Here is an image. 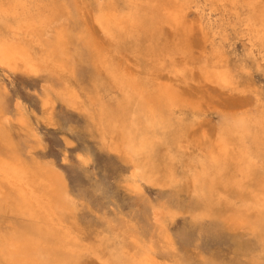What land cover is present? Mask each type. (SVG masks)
Segmentation results:
<instances>
[{
	"label": "bare ground",
	"instance_id": "6f19581e",
	"mask_svg": "<svg viewBox=\"0 0 264 264\" xmlns=\"http://www.w3.org/2000/svg\"><path fill=\"white\" fill-rule=\"evenodd\" d=\"M96 1L99 32L109 46L129 44L144 71L176 53L156 40L161 25L177 29L193 8L205 45L202 80L232 91L251 69L263 70L264 79V0ZM71 4L0 0V264H81L85 256L99 264H189L115 226L82 235L75 197L59 167L38 154L42 139L27 107L18 99L9 104L5 79L16 72L40 82L35 96L44 119L58 105L74 109L101 147L124 157L128 190L160 182L190 187L193 220L219 219L247 236L246 260L229 264H264V92L246 86L254 108L223 117L213 143L185 157L189 123L174 89L115 64L111 47L98 44ZM81 70L90 89L76 83ZM149 209L162 238L175 211Z\"/></svg>",
	"mask_w": 264,
	"mask_h": 264
},
{
	"label": "rangeland",
	"instance_id": "374dc122",
	"mask_svg": "<svg viewBox=\"0 0 264 264\" xmlns=\"http://www.w3.org/2000/svg\"><path fill=\"white\" fill-rule=\"evenodd\" d=\"M71 2V10L88 26L98 44L106 50L111 47L108 51L111 50L115 64L121 68H133L137 75L174 89L182 104L184 119L189 123L182 140L185 157L195 155L213 143L223 117L254 108V94L246 86L264 92L263 70L251 69V73L239 83L240 90L221 89L202 80L200 67L204 64L205 45L193 8L189 12L186 10L188 15L177 29L167 24L161 25L156 40L167 50L177 49L176 53L172 58L149 62L148 69L144 71L140 67L141 60L133 54L129 44L114 48L99 32L92 17L96 0ZM188 18L190 20L187 21ZM141 64L143 66L145 63ZM75 80L82 88H91L87 72L79 71ZM5 85L10 96L9 104L13 106L18 99L31 115L42 139L38 154L51 160L63 172L68 189L76 200L77 219L84 237L100 233L110 225L115 226L116 233L124 235L129 231L132 233L131 239L136 237L147 241L150 238L156 248L166 246L165 250L182 263L229 264L246 260L244 246L247 236H243L239 230L227 229L219 219H192L190 187H174L160 182L143 184L141 193L128 190L124 185L128 163L122 155L100 146L99 139L87 130L82 114L58 105L47 121L36 101L35 90L40 89L38 80L16 72L9 74ZM249 97L251 103H248ZM79 154L85 163L80 162ZM157 204L170 206L176 214L162 238L152 227L153 221L149 215V207ZM81 264L99 263L92 256H85Z\"/></svg>",
	"mask_w": 264,
	"mask_h": 264
}]
</instances>
